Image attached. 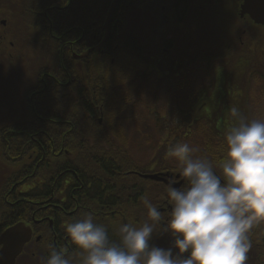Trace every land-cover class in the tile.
<instances>
[{"label":"flooded vegetation","instance_id":"obj_1","mask_svg":"<svg viewBox=\"0 0 264 264\" xmlns=\"http://www.w3.org/2000/svg\"><path fill=\"white\" fill-rule=\"evenodd\" d=\"M227 1L121 0L104 29L114 0H75L74 21L69 29L61 30L62 21L48 19L46 13L52 8L44 7V0H0V235L17 224L31 231L14 264H46L53 247L67 248L73 264H82L84 254L71 243L65 228L87 214L86 209L96 223L107 228L110 239L119 242L118 229L124 222L113 229L110 221L141 220L145 186L154 189L161 185L162 204L156 207L166 218L171 209L168 185L143 179L147 174L132 172L140 181L97 180L94 172H87L80 164L83 157L72 151L74 139L113 135L73 133L71 124L77 118L59 125V71L66 72L59 69L61 53L65 57L69 50L74 61L73 82L79 90L94 93L105 89L95 83H107L109 91L137 94L130 116L121 122V135L116 134L129 142L133 156L128 126L135 120L133 109L140 108L142 99H148L144 107L149 121L157 115V122L164 124L169 121L165 109L183 108L179 123L185 125V137L190 135L192 124L206 118L202 114L207 112L209 16ZM233 1L238 4V17L242 0ZM133 2H137L139 12L136 20L127 15ZM240 20L252 23L246 16ZM105 35L106 42L95 51ZM118 44L124 45L118 56L122 68L96 70L97 60L114 63L116 55L111 53ZM196 89L201 93L199 103L191 100ZM195 109L202 111L198 117L191 115ZM97 123L101 125L102 119ZM143 133L141 130L138 136L143 137ZM145 136L149 139V134ZM172 169L176 168L165 167L160 173L168 174L172 177L168 181L177 184L182 176L176 179L179 173ZM156 170L149 169L151 173ZM80 171L88 174L87 181L84 179L87 183L79 180ZM186 186L184 180L178 187ZM86 191L88 197L81 196ZM108 200L120 206L114 212L96 211L97 204ZM83 202L90 206H83ZM128 204L132 206L129 214Z\"/></svg>","mask_w":264,"mask_h":264},{"label":"clouds","instance_id":"obj_2","mask_svg":"<svg viewBox=\"0 0 264 264\" xmlns=\"http://www.w3.org/2000/svg\"><path fill=\"white\" fill-rule=\"evenodd\" d=\"M229 115L234 123L224 137L221 174L187 143L168 149L166 156L177 162L187 186L169 182L167 218L144 198L147 219L122 223L119 242L91 213L66 224L67 237L84 254L82 264H246L250 233L264 224V120H248L235 106ZM158 230L170 237V246L152 243ZM46 264L73 261L67 248L53 247Z\"/></svg>","mask_w":264,"mask_h":264},{"label":"trees","instance_id":"obj_3","mask_svg":"<svg viewBox=\"0 0 264 264\" xmlns=\"http://www.w3.org/2000/svg\"><path fill=\"white\" fill-rule=\"evenodd\" d=\"M136 4L137 2L130 4L132 7L127 14L130 20L139 18ZM43 5L48 9L52 8L46 13L49 20L62 21L61 30L71 27V23L74 21L75 0H44ZM55 6L62 9H54ZM34 11L36 12V10ZM115 17L116 13L113 15V19ZM206 40L207 112L202 114L206 118H201L202 120L199 118V122L197 121V127L193 130L192 144L197 149V157L210 161L214 165V171L221 174L218 162L226 155L224 137L234 123L229 115V110L235 106L246 119L252 120L248 112L249 86L253 80H257V83L264 87V34L255 38L250 31L243 28L236 37L219 39L208 35ZM60 46L61 44H59V48ZM123 47L124 45L118 44L117 50L111 53L112 56L116 55L113 64H105L97 60L94 68L96 70L122 68L118 56L121 55ZM61 54H63V58L59 59V69L61 67L66 72L62 74L59 71V125L67 119L77 118L71 124L73 133L108 134L110 132L113 135L110 138L104 136L100 139H74L72 151H78V155L83 157L80 164L86 166L87 172H94L97 180L103 179L111 182L140 181L132 172L138 174L160 173L163 167L151 173L148 169L149 164L140 162L131 155L128 150L129 142L117 136L121 135V122L130 116L129 109L136 103L137 94L120 90L109 91L106 89L107 83H95L96 86H103L105 89L96 90L94 93L79 90L74 86L72 73L74 61L70 57L69 50L65 57L64 53ZM220 82L223 83L220 84ZM200 95L199 90L195 91L191 100L197 101ZM91 102H93V106L90 105ZM98 118L102 119L101 125L97 123ZM190 136L188 135L187 138ZM172 170L174 173H179V168ZM85 177H88V174L80 171L79 180L87 183L88 178ZM161 188V185H157L154 189L145 186L143 200L147 198L153 205H161ZM81 196L88 197V191L82 192ZM82 205L90 206L88 202H83ZM97 205L96 211L101 212H114L120 206L113 200ZM127 207L129 214L132 206L128 204ZM142 209L143 218L141 220L135 218L134 220L112 219L110 221L111 228H116L121 224L120 222L143 223L147 219V209L144 204ZM84 212L88 213V210L86 209ZM250 239L252 248L248 253L246 264H264V224L256 225L253 228ZM152 243L170 246L171 240L167 234H161L158 230Z\"/></svg>","mask_w":264,"mask_h":264},{"label":"rangeland","instance_id":"obj_4","mask_svg":"<svg viewBox=\"0 0 264 264\" xmlns=\"http://www.w3.org/2000/svg\"><path fill=\"white\" fill-rule=\"evenodd\" d=\"M237 6V2L229 0L209 16V32L211 36L219 39L236 37L243 28L248 32L250 31L255 38L264 34V26H254L248 20H240V18L236 16ZM257 82V80H253L249 86L248 112L251 119L264 120V87L260 86ZM222 83L223 82H220V84ZM219 88H221V86H219ZM192 89H194V87ZM147 100L148 99H142V101H140V108L135 107L133 109L132 115L135 117V120L133 118V121H130L128 126V133L132 136L131 152L133 157L145 164H149L150 166H148V169H161L165 166H172L178 169L179 165L177 162L168 158L166 153L168 149L176 143H187L190 147H194L192 144L194 136L193 130H195L197 126L196 124L191 125L192 134H190V138H187L188 135L186 137L184 136L183 129L185 125H181V122L179 123V118L182 115H179V111L183 110V108L165 109V111L158 109L160 112H165L167 115L166 119H169V121L164 124L162 122H157V115H152L151 121L147 120L145 117L147 111L144 107ZM200 100L201 95L197 102L199 103ZM159 108L161 107L159 106ZM195 110L191 112L192 117H198L200 112H202L200 109ZM162 128L163 130H161ZM141 130L144 132L142 134L143 137L140 135L138 136ZM147 134H149V139H146V136L144 137V135ZM194 156L197 157V151L194 153Z\"/></svg>","mask_w":264,"mask_h":264},{"label":"water","instance_id":"obj_5","mask_svg":"<svg viewBox=\"0 0 264 264\" xmlns=\"http://www.w3.org/2000/svg\"><path fill=\"white\" fill-rule=\"evenodd\" d=\"M121 0H114L112 3L110 10L108 12L106 22L104 25V29H106L108 22L110 21V17L114 7ZM248 17V19L252 22L253 25L256 26H264V0H242L239 6L238 17L240 19L244 17ZM106 42V35L104 36L100 45L95 48V51H98L99 48ZM87 55V53L85 54ZM84 57V56H81ZM143 179H148L155 182H160L165 185H168L169 181L172 177L168 174H147L142 176ZM180 177L179 174L176 175V179ZM184 181V178L175 184L178 187L181 182ZM31 236V231L29 228L25 227L23 224H17L7 230H5L0 235V264H14L15 259L19 256L22 251L23 246L29 241Z\"/></svg>","mask_w":264,"mask_h":264}]
</instances>
